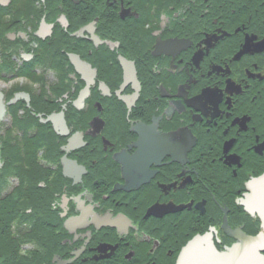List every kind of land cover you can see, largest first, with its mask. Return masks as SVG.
I'll use <instances>...</instances> for the list:
<instances>
[{"label":"flooded vegetation","instance_id":"1","mask_svg":"<svg viewBox=\"0 0 264 264\" xmlns=\"http://www.w3.org/2000/svg\"><path fill=\"white\" fill-rule=\"evenodd\" d=\"M263 172L264 0H0V264L227 252Z\"/></svg>","mask_w":264,"mask_h":264},{"label":"water","instance_id":"2","mask_svg":"<svg viewBox=\"0 0 264 264\" xmlns=\"http://www.w3.org/2000/svg\"><path fill=\"white\" fill-rule=\"evenodd\" d=\"M246 188L241 205L248 214L259 217L262 231L257 236H248L241 230L228 231L240 243L223 253L216 250L211 235L195 237L176 264H264V173L249 181Z\"/></svg>","mask_w":264,"mask_h":264},{"label":"trees","instance_id":"3","mask_svg":"<svg viewBox=\"0 0 264 264\" xmlns=\"http://www.w3.org/2000/svg\"><path fill=\"white\" fill-rule=\"evenodd\" d=\"M1 199H3L1 196H0V228L1 229H3V227H4V223H3V219H4V213L1 211V210H7V209H12L13 210V208H14V205L13 204H8V200H1ZM258 223L257 224H255V225H251L250 226V231H251V234L252 235H255V234H257L258 232H259V228H258ZM11 236V235H10ZM6 239L3 237V235H2V233H0V243H6ZM2 253H3V251H2ZM5 256H7L6 254L4 255V257ZM0 257H3V255H1Z\"/></svg>","mask_w":264,"mask_h":264}]
</instances>
